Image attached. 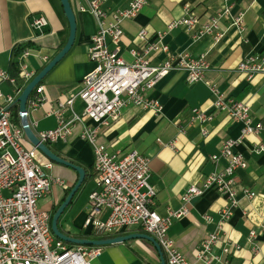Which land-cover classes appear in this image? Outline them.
<instances>
[{
  "label": "crops",
  "instance_id": "obj_1",
  "mask_svg": "<svg viewBox=\"0 0 264 264\" xmlns=\"http://www.w3.org/2000/svg\"><path fill=\"white\" fill-rule=\"evenodd\" d=\"M70 1L77 21L76 39L71 50L42 79L46 101L28 112V120L37 135L58 126L55 114L57 101L75 96L82 89L84 78L96 67L89 52L92 36L98 30V21L90 11L81 9V6H88L92 0ZM128 1L102 0V7L112 11L127 6ZM232 2V14H243L244 28L238 29L231 25V18L222 19L219 31L224 36L219 41H216L215 34L199 40H195L194 34L210 20L211 15L223 10L224 0H148L135 18L123 22L124 33L117 47L126 61H132L130 50L139 48V32L145 29L149 42H158L157 34L165 33L162 42L169 47L168 54L151 51L146 55L153 65L161 66L170 56L180 53H188L194 58L205 56L210 64L204 81L192 84L187 82L186 71L172 70L146 92L151 100L160 102V110L127 104L116 121L100 129L99 141L111 152L124 154L138 151L149 158V184L155 190L154 208L163 217L182 209V195L191 185H202L206 175L216 167L225 165V160L214 163L210 157L219 153L225 139L236 138L241 133L240 122L235 121L226 111L214 107L215 96L210 85H217L226 96L248 103L254 115V123H261L264 127V73L248 79L246 74L238 71V65L245 57L264 53V0ZM187 4L191 5L192 13L198 15V23L191 29L177 28L166 33L170 22L185 15ZM41 15L46 17L48 25L42 30H36L31 23L34 17ZM69 34V22L60 0H0V67L15 80L9 67L16 45L26 42L33 44L25 49L29 51L27 57L21 54V64H27L36 72L60 52ZM110 47L115 48L116 45L110 44ZM0 90L5 93L23 91L17 82L1 78ZM84 108V101L76 97L75 111L82 113ZM195 108L212 114L213 119L204 123L199 119L193 120ZM82 129V123H76L66 140L59 139L46 144L58 156L83 167L87 177V172H95V155L93 145L81 137ZM24 143L27 148L34 147L26 134ZM260 144H264V128L259 133L249 135L237 146V151L246 157L247 167L236 173L239 203L229 219H221V212L228 203L227 198L214 188L191 201L188 214L172 218L169 234L188 261L194 264H264V150H257ZM43 156L41 158L45 159L46 156ZM51 162L52 166L46 169L47 173L61 178L64 184L52 185L40 200V207L50 214L60 207L66 191L73 188L79 177L75 169L53 160ZM89 182L91 187L84 199V191L79 192ZM243 187L253 190L256 196H246L242 193ZM93 188L94 178L83 182L61 215L58 226L68 236L78 238L76 236L79 234H100L84 226L89 211V194ZM220 224L222 232L210 252L211 261L198 259L202 241L218 230ZM253 229L259 233L257 252L253 251L254 245L249 239ZM131 233L146 232L136 226L115 232L110 238ZM64 242L68 246L80 245ZM225 246H232V252L225 253ZM99 247L102 250L93 260L94 264H161L157 247L146 238H133Z\"/></svg>",
  "mask_w": 264,
  "mask_h": 264
},
{
  "label": "built area",
  "instance_id": "obj_2",
  "mask_svg": "<svg viewBox=\"0 0 264 264\" xmlns=\"http://www.w3.org/2000/svg\"><path fill=\"white\" fill-rule=\"evenodd\" d=\"M224 1L223 10L210 16V20L194 34L195 40L215 34L216 41H219L224 36L219 31V23L224 18H231V25L238 29L244 28L243 14L233 15L234 3L232 0ZM147 3L148 0H129L127 6L112 11L102 7V0H92L88 6H81L82 11H90L98 21V30L92 36L89 52L96 67L84 78L83 87L75 96L57 101L55 114L58 126L41 131L37 136L44 143L66 140L73 126L82 123L81 137L93 145L95 155L94 188L89 194V211L84 223L86 229L100 234H113L137 226L155 237L168 264H194L185 258L169 234L172 218L188 214V204L208 189L214 188L227 198L228 203L221 212V219H229L239 203L236 173L247 167L246 157L237 151V146L264 127L261 123H254V115L248 103L226 96L217 85H210L215 96L214 107L226 111L235 121L240 122L241 133L236 138L225 139L219 153L210 157L214 163L221 159L226 163L206 175L202 185H191L185 191L181 210L172 211L167 217L156 211L155 190L149 184V158L138 151L124 154L111 152L99 141L100 129L116 121L127 104L160 110V102L147 97V90L172 70L186 71L187 82L190 84L204 81L210 64L205 56L194 58L188 53H180L170 56L161 66L153 65L146 55L151 51L168 54L169 47L162 42L165 33L157 34L158 42H149L145 29L139 32V48L130 50L132 61H126L117 47L124 33L123 22L135 18ZM185 10L183 17L167 25L166 33L177 28L191 29L198 23L199 17L192 13L191 5L187 4ZM31 24L36 30H42L48 25V20L41 15L34 17ZM110 44L116 47L111 48ZM28 55L29 51L25 50L23 57ZM238 71L246 74L248 79L264 73V53L245 57L239 63ZM21 75L24 79H31L35 71L22 63ZM0 78L16 83L15 78L1 67ZM35 89V94L29 98L28 112L42 106L47 99L43 85L39 84ZM20 93L21 90L12 93L0 90V264H94L93 260L101 253V247L68 246L54 235L51 214L40 207V200L52 185H63L64 181L47 173L46 169L52 166V162L46 157L41 158L43 154L36 146H25L22 124L17 125L12 120L11 106L18 100ZM76 97L85 103L82 113L74 109ZM192 119L204 123L212 120L213 116L195 108ZM204 133L207 131L204 130ZM257 150H264V144H260ZM242 193L250 198L256 196L247 187L242 188ZM221 229L222 224L202 241L198 259L211 261L210 252L217 244ZM258 235L255 229L249 233L254 252L258 251ZM232 250V246L223 248L228 254Z\"/></svg>",
  "mask_w": 264,
  "mask_h": 264
},
{
  "label": "water",
  "instance_id": "obj_3",
  "mask_svg": "<svg viewBox=\"0 0 264 264\" xmlns=\"http://www.w3.org/2000/svg\"><path fill=\"white\" fill-rule=\"evenodd\" d=\"M61 4L63 6V10L66 14V17L69 22L70 26V34L68 41L66 45L60 50V52L57 53V55L33 78V80L23 89L22 93L18 97L19 105H20V112L22 117V125L25 131L26 136L32 143V145L36 146L46 157L53 160L54 162L69 166L73 169H75L78 174V180L69 192L66 199L63 201V203L60 205V207L57 209L55 214L52 218V231L55 234L56 237L68 241L75 244L80 245H108V244H114V243H120L124 242L133 238H146L153 242L155 246L157 247L160 255H161V264H167L165 255L155 239L150 234L147 233H131L128 235H122L114 238H108V239H80L68 236L64 232H62L58 226V221L61 217V215L64 213L66 207L72 202L74 196L82 186L84 180L86 179V172L85 169L79 165H76L60 156H58L56 153H54L50 146L46 143H44L37 134L33 131L31 124L28 120V101L30 98L31 93L35 89V87L41 82V80L65 57V55L71 50L72 46L74 45L75 39H76V31H77V21H76V15L74 13L72 4L70 0H60Z\"/></svg>",
  "mask_w": 264,
  "mask_h": 264
},
{
  "label": "trees",
  "instance_id": "obj_4",
  "mask_svg": "<svg viewBox=\"0 0 264 264\" xmlns=\"http://www.w3.org/2000/svg\"><path fill=\"white\" fill-rule=\"evenodd\" d=\"M62 8H63V6H62ZM32 45L33 44L31 42L21 43L19 45H16V47L13 49V52H12V58H11V61H10L9 71L11 72V74L13 76L16 77L17 85L21 89H24L30 83V81L43 69L42 68L39 71H36L35 75L29 80L24 79L23 77H21V67H20V64H21V61H22L21 54L23 53V51L25 49H27L28 47H30ZM42 82H43V80L39 84H42ZM35 91H36V89H34V91L31 93L30 98L35 94ZM11 109H12V112H13V117H12L13 122L16 123L17 125H21L22 117H21V113H20V105H19L18 100L11 106ZM94 176H95V172L93 174H90V173L87 172V177H86L84 183H86L89 179L94 178ZM70 190L71 189L69 188L66 191V194H65V196H64L62 201H64L66 199V197L69 194ZM58 207L56 209H54V211L51 213V221H52L53 215L57 211ZM111 235H113V234H91V235H86V236H84L82 234H79L76 237H78V238H93V239H107V238L112 237ZM166 263L168 264L167 259H166Z\"/></svg>",
  "mask_w": 264,
  "mask_h": 264
},
{
  "label": "rangeland",
  "instance_id": "obj_5",
  "mask_svg": "<svg viewBox=\"0 0 264 264\" xmlns=\"http://www.w3.org/2000/svg\"><path fill=\"white\" fill-rule=\"evenodd\" d=\"M90 183L91 182L87 183L84 187H82V189L79 192V193H81L82 191H84V199H85V196H87V194H88L89 188L91 187Z\"/></svg>",
  "mask_w": 264,
  "mask_h": 264
}]
</instances>
